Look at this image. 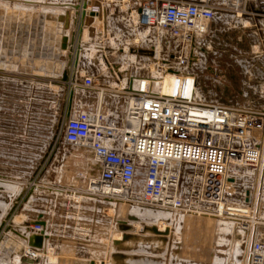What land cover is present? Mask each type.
<instances>
[{"label":"built area","instance_id":"1","mask_svg":"<svg viewBox=\"0 0 264 264\" xmlns=\"http://www.w3.org/2000/svg\"><path fill=\"white\" fill-rule=\"evenodd\" d=\"M94 1H78L80 22L87 13L103 12L104 1L98 0L99 5ZM248 1L215 5L209 0H138L134 17L140 25L165 30L190 46L209 34L218 12L251 13ZM259 7L264 21V0H259ZM70 50L72 57L77 51L74 38ZM172 57L180 64L189 59L183 53ZM68 73L69 92L77 86L86 91L96 88L91 75L78 82L74 69ZM169 74L177 77L170 90H164ZM122 92L127 97L122 122H105L100 113L74 114L73 108L61 119L60 141L89 148L101 166L98 176L87 178L82 194L185 214H227L246 206V218L259 219L264 203V108L208 102L199 95L195 74L175 67L138 77ZM246 171L255 177L252 195L247 191L243 199L235 198L234 186ZM142 172L143 186L138 190ZM37 177L30 184L35 189ZM184 177L191 179L188 187L183 186ZM243 224L247 236L241 264H264V230L258 233L250 222ZM34 228L40 230L41 225ZM27 254L36 257L38 252Z\"/></svg>","mask_w":264,"mask_h":264},{"label":"crops","instance_id":"2","mask_svg":"<svg viewBox=\"0 0 264 264\" xmlns=\"http://www.w3.org/2000/svg\"><path fill=\"white\" fill-rule=\"evenodd\" d=\"M78 1L64 0L63 12L77 8ZM102 1L106 10L104 18L101 14L89 15L90 21L85 17L80 22L76 11L71 12L68 49L62 52L68 54L63 73L74 69L78 82H82L84 75H91L95 81L93 90L86 91L78 86L74 89V114L88 111L100 113L105 122H122L127 107V97L122 92L124 87L138 77L160 71L163 47L167 46L169 60L175 53L171 43L174 38L165 30L137 23L134 8L138 0ZM209 1L221 5L226 0ZM248 7L251 13L244 16L218 12L210 22L209 34L213 22L219 25L221 32L249 30L253 33V46L258 50L256 54L261 57L264 56V21L259 13V0H249ZM76 29H79L75 36L77 51L72 53L73 64L70 65V48ZM59 43L61 45L62 40ZM98 57L110 63L96 74L84 65L83 59L92 61ZM169 60L168 65L165 64L167 67H171ZM259 82V91L264 96V70ZM16 137V131L0 132V140H8L7 151ZM41 152L36 162L25 156L24 163H19L28 170L26 176L15 173L18 163L11 167L8 162L7 170L0 168V223L6 220L9 228L0 233V264H168L166 259H161L166 258L169 249L165 246L166 241L159 237L150 241L140 234L135 241L113 244L128 233L129 219L136 218L123 216L122 212L128 206L126 202L82 194L87 178L101 172V166L95 163L89 148L54 143L53 147ZM35 177L39 182L36 189L30 186ZM254 186L255 177L248 190L249 197ZM114 208L116 217L112 213ZM180 216L183 218V214ZM37 221L41 223L40 230L34 228ZM41 233L44 235L43 246H31L30 239ZM139 241L142 243H133ZM144 241L151 243L146 246ZM28 250L38 254L33 257L27 254ZM114 253L120 257L113 258Z\"/></svg>","mask_w":264,"mask_h":264},{"label":"rangeland","instance_id":"3","mask_svg":"<svg viewBox=\"0 0 264 264\" xmlns=\"http://www.w3.org/2000/svg\"><path fill=\"white\" fill-rule=\"evenodd\" d=\"M63 2L0 0V132L17 133L16 139L11 140L10 151H7L8 140H0V145L4 144L0 146V168L7 170L8 162L11 167L18 163L15 173L25 176L28 170L19 165L24 163L25 156L36 162L41 151L50 149L54 143H63L60 141L61 119L65 110L69 109L71 92L69 85L62 80L68 54L62 53L66 50L59 43L64 24L59 15L69 12L71 19V12L77 10L70 8L63 12ZM49 14H52L50 19L47 17ZM86 18V21L91 19ZM218 26L211 23L212 32L197 39V45L184 46L179 39L171 42L175 49L173 54L183 53L189 58L188 63L180 64L172 56L169 60L167 46H164L161 70L169 60L171 67L195 74L199 95L208 102L263 108L264 96L259 91V81L262 80L264 56L256 54L258 50L253 46V33L249 30L221 32ZM69 28L70 25L64 29V35L68 37ZM78 30H75L74 40ZM85 37L88 41L89 36L86 34ZM69 59L73 64L72 57ZM83 61L96 74L101 67H109L110 63L101 57ZM174 77L172 74L165 76L164 90H169ZM247 173L234 186L232 194L235 198L243 199L245 192L253 186L254 177ZM143 180L142 172L138 175V190H141ZM190 183V177H184L183 186L188 187ZM160 210L128 203L126 211L122 213L124 217L130 215L136 218L129 219L128 233L137 237L141 234L150 241L158 237L166 241L169 253L162 261L166 259L168 264H241L247 229L243 228L245 224L238 218ZM116 211L114 208V217ZM234 211L246 216L248 209L245 206L234 208ZM180 214H183V218ZM258 217L248 222L253 230L263 233L264 203L260 204ZM152 227L159 232H154ZM149 243L143 242L146 246ZM149 250L153 252V249Z\"/></svg>","mask_w":264,"mask_h":264},{"label":"water","instance_id":"4","mask_svg":"<svg viewBox=\"0 0 264 264\" xmlns=\"http://www.w3.org/2000/svg\"><path fill=\"white\" fill-rule=\"evenodd\" d=\"M94 3L95 4H100V1H98V0H96V1H94ZM101 14V15H100ZM99 15L100 16H103V18L105 17V15H106V10L104 9L103 10V12L102 13H100ZM50 15V14H49ZM47 16L48 17V19H50V18H52V14L50 15V16ZM92 15H94V14H92ZM54 16V15H53ZM59 16H61L60 18H63V20H64V24H63V28H62V31H61V35H62V44H61V48L63 49V50H67L68 49V42H69V37L67 36V35H64V29H67L68 27H69V25H70V13L68 12V13H66L65 15H59ZM90 18H92V17H90ZM68 79H69V73H68V71H65L64 73H63V78H62V80L64 81V82H66V81H68ZM73 95H74V91L72 90L71 91V96H70V106H69V112L71 111V108H72V99H73ZM93 117H91V119H92ZM6 220L5 221H3V222H1L0 223V233L3 231V230H6V231H8L9 230V228H8V226H6ZM35 224H41L40 223V221H37ZM154 232H159L155 227H152L151 228ZM32 239H33V241H32ZM43 239H44V235H43V233H41V234H38V235H34L30 240V245L31 246H34V247H39V248H41L42 246H43ZM127 239H133V240H136V239H138L137 238V236L136 235H133V234H131V233H124L123 234V237H122V239H118V240H114V242H113V244L114 245H119V244H121L123 241H125V240H127ZM116 254L117 253H114V255H113V258L114 257H120V255H118V256H116ZM92 264H94V263H92Z\"/></svg>","mask_w":264,"mask_h":264},{"label":"bare ground","instance_id":"5","mask_svg":"<svg viewBox=\"0 0 264 264\" xmlns=\"http://www.w3.org/2000/svg\"><path fill=\"white\" fill-rule=\"evenodd\" d=\"M88 15H92V14H89V13H87ZM86 14V15H87ZM94 14V13H93ZM96 15V14H95ZM94 16V15H93ZM181 76H183L184 77V75L182 74ZM176 77L177 76H175L174 78H173V81L176 79ZM172 85H173V82H172ZM172 85H171V87H172ZM160 211H163V210H160ZM231 213H227V214H224V213H222V214H216V213H209L210 215H214V216H216V217H222L223 215V217L224 218H228V219H231V218H238V220L239 221H241V223H246V222H248V218H246V216H244V215H242V214H240V213H238V212H236V211H234V208H231ZM165 212H168V211H165ZM232 215V216H231ZM235 215V216H234ZM254 218V217H253ZM253 218H251V219H253ZM250 219V220H251ZM252 226V225H251ZM244 227H246V225H244ZM3 264V263H2Z\"/></svg>","mask_w":264,"mask_h":264}]
</instances>
